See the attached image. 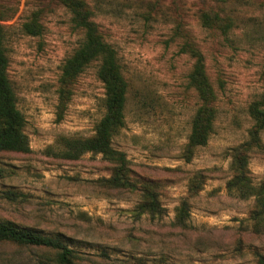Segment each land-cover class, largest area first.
Masks as SVG:
<instances>
[{
    "label": "rangeland",
    "instance_id": "1",
    "mask_svg": "<svg viewBox=\"0 0 264 264\" xmlns=\"http://www.w3.org/2000/svg\"><path fill=\"white\" fill-rule=\"evenodd\" d=\"M75 1L115 50L127 83L124 127L111 142L125 154L133 187L108 186L113 166L100 155L62 156L67 141L93 136L104 114L95 62L60 97L61 68L82 40L71 6L0 0L7 74L30 149L0 152V193L19 195L0 197V223L59 238L78 254L75 264H263L264 211L256 196L239 198L227 185L231 151L245 143L250 185H264V127L258 144L250 139L258 128L250 107L264 95V0ZM30 19L42 27L38 36L20 31ZM188 44L202 56L215 118L206 145L186 162L200 104L188 82ZM145 189L158 212L139 208ZM53 259V251L0 241V264Z\"/></svg>",
    "mask_w": 264,
    "mask_h": 264
},
{
    "label": "trees",
    "instance_id": "2",
    "mask_svg": "<svg viewBox=\"0 0 264 264\" xmlns=\"http://www.w3.org/2000/svg\"><path fill=\"white\" fill-rule=\"evenodd\" d=\"M66 6H71L73 23L82 31V40L69 56L62 68L60 76V97L66 94V87L74 81L87 66L97 63L96 77L104 89V114L95 126L94 134L85 139H73L66 142V149L62 156L75 160L85 153L100 155L101 158L112 164V174L103 181L112 188L133 187L128 180V161L125 154L112 147V138L124 127V109L126 104L127 83L123 77L117 54L113 47L106 43L98 30L97 25L91 21L90 11L83 3L75 0H64ZM208 18V17H207ZM206 18V19H207ZM212 21L219 22L214 16ZM24 35L38 36L42 31L36 19H30L20 25ZM6 28L0 24V152H14L26 154L30 152L28 138L24 132L25 119L17 108V98L7 74L8 60L5 52ZM185 52L194 59L188 75L189 85L194 89L200 101L191 120V129L187 144L183 151V158L188 162L192 152L197 147L206 145L213 130L215 118L214 93L206 77L203 59L200 52L190 44L185 45ZM261 76L264 79V62ZM250 114L258 121V128L250 132L252 143H257L258 129L264 127V95L252 104ZM249 144L232 149L230 157V170L233 173L227 188L237 193L239 198L256 196L261 209L264 211V185L255 188L250 185L247 171L246 152ZM1 175V170H0ZM16 198L13 192L0 193V197ZM145 199L139 205L141 210L151 213L158 212L160 207L156 194L145 189ZM186 203L182 202L176 221L179 225L184 223L186 217ZM0 241L15 243L20 246L40 247L54 252L55 264H75L78 254L69 249L59 238L47 237L29 230L17 228L9 222L0 223ZM264 264V259H261Z\"/></svg>",
    "mask_w": 264,
    "mask_h": 264
}]
</instances>
